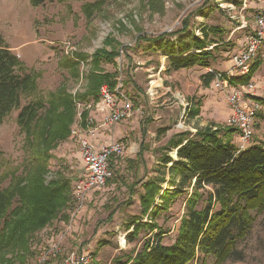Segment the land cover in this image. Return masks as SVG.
<instances>
[{
	"label": "rangeland",
	"instance_id": "374dc122",
	"mask_svg": "<svg viewBox=\"0 0 264 264\" xmlns=\"http://www.w3.org/2000/svg\"><path fill=\"white\" fill-rule=\"evenodd\" d=\"M99 1L100 6L90 8V13L84 11L86 4ZM262 1L162 0V5L157 6L158 2L152 0H44L35 6L31 0H0V37L20 62L16 72L31 73L35 80L34 89L23 93L19 107L0 122V189L23 176L28 166L25 134L17 124L20 108L37 100L47 102L61 84L71 94L82 92L96 50L118 51L111 61L100 62L99 70L117 73L116 87L120 83V91L132 106L129 117L105 132L123 145L112 176L76 212L72 190L81 170L78 145L69 135L50 151L45 184L63 175L70 182V200L53 222L31 235L22 263L16 261L22 252L8 255L13 264H29L53 241H59L61 252L46 264H66L70 254L85 257L86 264H111L114 258L125 259L140 250L151 234L140 231L129 242L126 226L140 216L143 185L162 174L166 181L171 178V163L166 167L161 163L165 154L176 159L175 151L167 149L171 136L184 130L195 133L211 122L228 124L231 110L225 94L215 88L213 80L205 85L202 75L232 71L231 57L243 48L246 36L252 32ZM185 20L188 28L181 31ZM208 28L221 30L209 31L204 38L208 43L206 50H212L209 66L169 69L166 54L171 44L177 52V41L186 44L188 36L201 37V30ZM177 31L154 41L162 33ZM142 36L146 39H140ZM66 46L73 49L65 53ZM190 52L197 51L191 47ZM76 54H85L88 59L79 63L78 77L73 78L58 62ZM252 78L257 85L253 96H264L263 60ZM260 106L254 114V131L248 146L257 143L264 147V107ZM196 107L199 113L190 116ZM140 150L142 156L138 157ZM162 189L172 187L166 182ZM186 198V193L175 197L155 219L166 232L162 237L164 245L175 239ZM236 248L243 259L222 264H264V211L257 216L246 240ZM211 262V258L206 259V264Z\"/></svg>",
	"mask_w": 264,
	"mask_h": 264
},
{
	"label": "trees",
	"instance_id": "16d2710c",
	"mask_svg": "<svg viewBox=\"0 0 264 264\" xmlns=\"http://www.w3.org/2000/svg\"><path fill=\"white\" fill-rule=\"evenodd\" d=\"M152 1L158 2L157 6L162 5V0ZM43 2L31 0L35 6ZM100 4L101 1L86 4L84 11L90 13V8H97ZM187 28L185 20L180 30L186 31ZM201 31V37L188 36L186 44L182 40L177 41V52L171 44L166 54L169 69L209 66L212 50H206L208 43L204 38L209 31L221 30L208 28ZM175 33L179 32L162 33L154 41ZM140 39L146 38L142 36ZM105 43L110 44L109 41ZM191 47L197 52H190ZM117 55L118 51L113 48L110 51L101 48L92 54V69L86 75L87 82L82 92L71 94L65 84H61L50 94L47 102L37 100L20 108L17 124L25 134L28 166L23 176L0 189V264H13L8 255L16 252H22L16 257V261L22 263L31 235L53 222L67 207L71 196L69 179L59 174L45 184L50 151L70 135L77 102L97 101L102 85L112 92L115 90L117 73L99 70V65ZM87 59L85 54H76L73 58L62 57L58 64L77 78L79 63ZM261 64L262 59L258 58L247 74L230 78L228 83L247 84ZM19 65L16 55L0 37V122L19 107L20 96L35 87L31 73L16 72ZM214 76L215 72L203 74L205 85ZM252 98L264 107V96ZM197 105L199 107V102ZM197 113L199 108L196 107L189 114L195 116ZM86 117L87 112L84 111L81 114L82 126ZM238 132L237 127L231 124L221 126L211 122L195 133L184 130L171 136L167 149L175 151L176 159L167 154L161 159L164 167L171 163L168 168L171 178L166 181L162 174L143 185L139 196L140 216L134 217L126 226V240L129 242L140 231L151 234V237L144 240L143 246L133 256L114 258L111 264H206L208 258L212 259L210 264H222L230 259H243L237 244L246 240L257 216L264 211V147L254 143L238 150ZM137 155L141 157L142 151ZM165 181L172 189H162ZM185 193V210L175 239L171 244L164 245L162 237L166 232L155 219L175 197ZM144 216H147L145 221Z\"/></svg>",
	"mask_w": 264,
	"mask_h": 264
},
{
	"label": "built area",
	"instance_id": "2783aa9c",
	"mask_svg": "<svg viewBox=\"0 0 264 264\" xmlns=\"http://www.w3.org/2000/svg\"><path fill=\"white\" fill-rule=\"evenodd\" d=\"M72 49L66 46L65 53ZM258 58L264 59V0L255 14L253 30L246 36L243 48L231 57L232 71L227 74L215 72L213 79L215 88L223 91L230 107L228 124L237 127L239 131L236 143L238 150L248 146L254 131V114L262 107L252 98L257 88L255 80L243 85H230L228 80L247 74ZM119 86L120 83L112 92L106 85H102L97 101L76 103L77 113L70 130V138L78 145L81 170L72 190L74 212L83 206L90 194L105 186L112 176V167L123 150L121 142L105 134L115 124L131 115L130 100L120 91ZM84 111L87 112V117L85 125L82 126L81 114ZM97 115L99 116L96 117ZM60 252L59 241H53L29 264H46L52 256ZM66 264H86L85 257L70 254L66 258Z\"/></svg>",
	"mask_w": 264,
	"mask_h": 264
},
{
	"label": "crops",
	"instance_id": "0c3cea01",
	"mask_svg": "<svg viewBox=\"0 0 264 264\" xmlns=\"http://www.w3.org/2000/svg\"><path fill=\"white\" fill-rule=\"evenodd\" d=\"M263 60V63H264V59H262ZM99 115H97L96 117H98Z\"/></svg>",
	"mask_w": 264,
	"mask_h": 264
},
{
	"label": "water",
	"instance_id": "95a60500",
	"mask_svg": "<svg viewBox=\"0 0 264 264\" xmlns=\"http://www.w3.org/2000/svg\"><path fill=\"white\" fill-rule=\"evenodd\" d=\"M175 156H176V153H175Z\"/></svg>",
	"mask_w": 264,
	"mask_h": 264
}]
</instances>
